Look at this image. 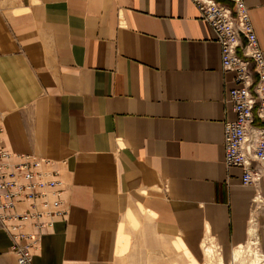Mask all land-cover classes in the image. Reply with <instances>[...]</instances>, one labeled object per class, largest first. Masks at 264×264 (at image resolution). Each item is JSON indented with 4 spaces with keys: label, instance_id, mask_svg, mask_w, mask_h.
Instances as JSON below:
<instances>
[{
    "label": "crops",
    "instance_id": "1",
    "mask_svg": "<svg viewBox=\"0 0 264 264\" xmlns=\"http://www.w3.org/2000/svg\"><path fill=\"white\" fill-rule=\"evenodd\" d=\"M243 2L264 56V0ZM233 77L190 0H0V150L65 186L32 264H202L203 241L230 259L264 225L224 164ZM23 225L0 230V264Z\"/></svg>",
    "mask_w": 264,
    "mask_h": 264
},
{
    "label": "built area",
    "instance_id": "2",
    "mask_svg": "<svg viewBox=\"0 0 264 264\" xmlns=\"http://www.w3.org/2000/svg\"><path fill=\"white\" fill-rule=\"evenodd\" d=\"M198 9L199 18L213 30L220 46L223 73H234L235 87L225 96L235 115L223 125L224 164L242 169V185L255 187L254 212L264 198V56L250 22L243 0H190ZM257 78L254 81V78ZM1 131V129H0ZM0 150V230L19 232L29 223L37 232L12 235V251L17 264H32L33 253L39 247L40 230L53 226V219L63 216L61 207L65 186L59 179L54 162L32 156H17ZM50 170L43 171L42 165ZM252 163L254 165L252 166ZM163 191H167L164 185ZM17 200L27 201L29 209L14 211ZM264 215V213H263ZM45 220V221H42ZM256 220L252 217L250 223ZM11 223H21L11 224ZM216 254L218 246L209 242Z\"/></svg>",
    "mask_w": 264,
    "mask_h": 264
},
{
    "label": "rangeland",
    "instance_id": "3",
    "mask_svg": "<svg viewBox=\"0 0 264 264\" xmlns=\"http://www.w3.org/2000/svg\"><path fill=\"white\" fill-rule=\"evenodd\" d=\"M258 201L261 204L255 211L264 218V200ZM249 232L248 241L244 245L235 248L230 259H223L220 254L214 253L212 248L203 241L201 243L203 251L202 264H220L221 261L223 264H251L255 256H259L262 264H264V225L260 226L258 221L255 220L252 224L250 223ZM204 247L208 253H206ZM193 264L197 263L193 262Z\"/></svg>",
    "mask_w": 264,
    "mask_h": 264
},
{
    "label": "bare ground",
    "instance_id": "4",
    "mask_svg": "<svg viewBox=\"0 0 264 264\" xmlns=\"http://www.w3.org/2000/svg\"><path fill=\"white\" fill-rule=\"evenodd\" d=\"M258 200H264V198L263 197H258L257 198V201ZM259 202V201H258ZM251 232V231H250ZM249 232V233H250ZM212 248V250H213V247H211ZM207 250V249H206ZM213 252H214V250H213ZM208 253V252H207ZM215 253V252H214ZM220 264H223L222 262H220ZM251 264H262V262H261V259H260V257L259 256H255V259H254V261L251 263Z\"/></svg>",
    "mask_w": 264,
    "mask_h": 264
}]
</instances>
